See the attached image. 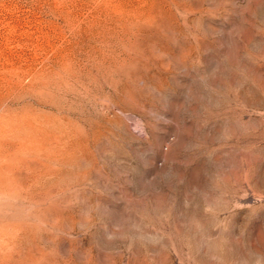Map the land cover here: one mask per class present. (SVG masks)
I'll return each mask as SVG.
<instances>
[{"label": "rangeland", "instance_id": "rangeland-1", "mask_svg": "<svg viewBox=\"0 0 264 264\" xmlns=\"http://www.w3.org/2000/svg\"><path fill=\"white\" fill-rule=\"evenodd\" d=\"M0 264H264V0H0Z\"/></svg>", "mask_w": 264, "mask_h": 264}]
</instances>
